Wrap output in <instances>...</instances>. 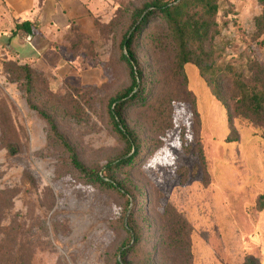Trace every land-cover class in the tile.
I'll use <instances>...</instances> for the list:
<instances>
[{"label": "rangeland", "instance_id": "rangeland-1", "mask_svg": "<svg viewBox=\"0 0 264 264\" xmlns=\"http://www.w3.org/2000/svg\"><path fill=\"white\" fill-rule=\"evenodd\" d=\"M97 1L93 32L75 22L68 40L74 55L99 70L98 80L75 82L37 68L29 86L12 66L0 75V244L21 264H116L131 241L122 222L134 200L130 194L127 203L125 190L141 200L133 223L142 244L133 264H242L249 255L264 264V209L257 206L264 125L242 118L232 131L228 108L195 65L175 76L176 51L160 18L134 45L147 95L127 104L124 119L143 147L133 166L115 172L121 191L86 182L50 136L41 111L104 176L129 152L109 106L132 85L122 43L150 0ZM262 10L259 0L221 3V32L210 44L218 63L246 73L253 62L264 66Z\"/></svg>", "mask_w": 264, "mask_h": 264}, {"label": "trees", "instance_id": "trees-1", "mask_svg": "<svg viewBox=\"0 0 264 264\" xmlns=\"http://www.w3.org/2000/svg\"><path fill=\"white\" fill-rule=\"evenodd\" d=\"M224 0H150L145 6L134 14L131 30L126 34L123 43L122 56L130 65L132 85L123 93L115 97L109 106V115L114 127L125 140L129 147L128 154L120 157L108 165V175H102L96 168H89L80 159L76 148L63 135L55 119L45 111L41 116L47 121L50 136L58 141L69 153L70 162L79 176L86 182L99 185L104 189L119 190L121 183L114 176L115 172L133 166L141 156L142 143L136 132L129 129L124 119V111L127 104L143 103L147 95V85L140 62L137 58L134 45L138 35L145 30L156 18H160L168 29L169 37L176 51L175 76L180 73L187 64L196 66L200 76L205 78L207 86L215 98L228 108V120L231 130L234 131L233 122L237 119L264 125V66L258 62L251 63L248 72L241 70L232 64H220L215 60L211 43L221 32L218 16L221 3ZM263 6L262 14L257 21L264 24V0H259ZM33 24L30 22L17 25L18 30L32 34ZM73 29V26H72ZM125 50V52H124ZM13 67L16 73H21L23 79L32 85L36 69L30 65H21L16 62H5L3 72L9 73L8 67ZM237 138H229L228 141H236ZM204 161V156L202 155ZM127 203L130 204V194L134 202L130 208L128 221L122 222L130 235V242L120 248L116 264H133L130 256L136 253L142 244V234L137 223H133L135 212L141 206L140 195L123 191ZM257 206L264 209V194L258 198ZM184 226L189 223L180 217ZM189 235V234H188ZM189 238V236H188ZM7 245L0 244V264H21V257L9 256ZM152 253H149L151 259ZM242 264H261L259 260L249 255Z\"/></svg>", "mask_w": 264, "mask_h": 264}, {"label": "crops", "instance_id": "crops-1", "mask_svg": "<svg viewBox=\"0 0 264 264\" xmlns=\"http://www.w3.org/2000/svg\"><path fill=\"white\" fill-rule=\"evenodd\" d=\"M97 0H0V75L5 62L30 65L61 79L95 82L99 70L74 55L68 36L75 22L93 32ZM30 22L32 34L17 25Z\"/></svg>", "mask_w": 264, "mask_h": 264}]
</instances>
